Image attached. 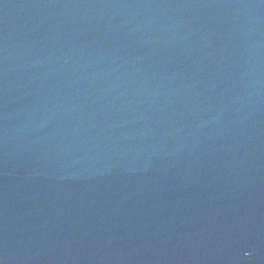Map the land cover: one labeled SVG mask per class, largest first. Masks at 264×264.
<instances>
[{
	"label": "water",
	"instance_id": "95a60500",
	"mask_svg": "<svg viewBox=\"0 0 264 264\" xmlns=\"http://www.w3.org/2000/svg\"><path fill=\"white\" fill-rule=\"evenodd\" d=\"M0 264H264V0H0Z\"/></svg>",
	"mask_w": 264,
	"mask_h": 264
}]
</instances>
